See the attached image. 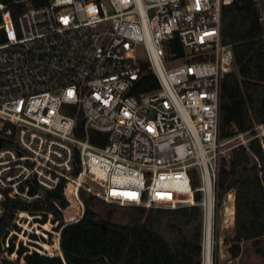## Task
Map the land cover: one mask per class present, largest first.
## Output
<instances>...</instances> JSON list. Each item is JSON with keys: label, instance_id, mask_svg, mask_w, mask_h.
Listing matches in <instances>:
<instances>
[{"label": "built area", "instance_id": "1", "mask_svg": "<svg viewBox=\"0 0 264 264\" xmlns=\"http://www.w3.org/2000/svg\"><path fill=\"white\" fill-rule=\"evenodd\" d=\"M250 1L264 36V0ZM235 2H0V217L7 200L43 205L59 188L67 203L52 201L61 220L17 212L2 259L27 264L37 254L65 264L61 231L83 219V192L147 210L200 206L204 233L209 220L214 226L222 160L243 147L262 168L251 142L264 151V124L220 138L222 82L235 71L223 12ZM144 72L159 88L136 94ZM92 132L107 135L104 147Z\"/></svg>", "mask_w": 264, "mask_h": 264}, {"label": "trees", "instance_id": "2", "mask_svg": "<svg viewBox=\"0 0 264 264\" xmlns=\"http://www.w3.org/2000/svg\"><path fill=\"white\" fill-rule=\"evenodd\" d=\"M13 0H0L10 3ZM48 0H33L43 6ZM26 6L18 11L23 12ZM222 38L234 52L236 71L225 76L220 98V138L229 139L240 132H248L255 125L264 124V36L256 10L250 0H236L224 9ZM177 45V44H176ZM181 51V48L177 47ZM159 83L151 72H144L136 94L157 90ZM8 130L2 128V133ZM76 136L85 138L83 126L78 125ZM91 142L104 147L107 135L91 133ZM5 144V142H3ZM260 159L258 168L252 155L243 147L233 150L228 161L222 160L218 181V210L226 195L235 191L234 233L225 241L231 259H238L242 244L253 241L256 252L264 259L261 240L264 238V151L259 140L250 144ZM197 181L194 186H197ZM85 202L83 219L64 227L61 248L65 264H203L204 217L200 206L178 209L119 206L118 221L100 218V204L106 203L91 194L82 193ZM197 200L201 198L196 195ZM67 205L62 188L45 194L43 205H28L18 200L3 203L0 217V264H16L2 259V241L19 211L44 210L62 219L58 207ZM108 204V203H107ZM111 205V204H110ZM114 205V204H112ZM215 260L217 258L216 253ZM217 261V260H216ZM27 264H64L60 258L26 257Z\"/></svg>", "mask_w": 264, "mask_h": 264}, {"label": "rangeland", "instance_id": "3", "mask_svg": "<svg viewBox=\"0 0 264 264\" xmlns=\"http://www.w3.org/2000/svg\"><path fill=\"white\" fill-rule=\"evenodd\" d=\"M236 71V69H235ZM94 189H99L97 184L92 183ZM117 205H110L107 203L100 204L99 214L100 218L109 221H118L120 216L117 211ZM229 206V204L227 205ZM226 207H222L217 211L214 218L213 226V264H264V259L256 252L253 241H247L242 244V252L238 259H231L229 245L225 241L231 238L234 233V215L226 211ZM261 247L264 249V238L261 240ZM214 253H216V260Z\"/></svg>", "mask_w": 264, "mask_h": 264}, {"label": "bare ground", "instance_id": "4", "mask_svg": "<svg viewBox=\"0 0 264 264\" xmlns=\"http://www.w3.org/2000/svg\"><path fill=\"white\" fill-rule=\"evenodd\" d=\"M227 212L234 215L235 209L233 208L234 198L233 195L228 199ZM209 220L206 228H205V235H204V262L203 264H213V225L210 223Z\"/></svg>", "mask_w": 264, "mask_h": 264}, {"label": "water", "instance_id": "5", "mask_svg": "<svg viewBox=\"0 0 264 264\" xmlns=\"http://www.w3.org/2000/svg\"><path fill=\"white\" fill-rule=\"evenodd\" d=\"M0 147H1V143H0Z\"/></svg>", "mask_w": 264, "mask_h": 264}, {"label": "crops", "instance_id": "6", "mask_svg": "<svg viewBox=\"0 0 264 264\" xmlns=\"http://www.w3.org/2000/svg\"><path fill=\"white\" fill-rule=\"evenodd\" d=\"M233 223H234V220H233Z\"/></svg>", "mask_w": 264, "mask_h": 264}]
</instances>
